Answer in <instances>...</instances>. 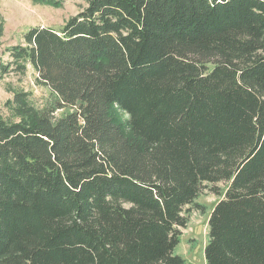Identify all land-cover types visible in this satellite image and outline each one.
<instances>
[{
    "label": "trees",
    "instance_id": "obj_1",
    "mask_svg": "<svg viewBox=\"0 0 264 264\" xmlns=\"http://www.w3.org/2000/svg\"><path fill=\"white\" fill-rule=\"evenodd\" d=\"M85 1L10 49L58 102L0 117V264H191L218 182L205 264H264V0Z\"/></svg>",
    "mask_w": 264,
    "mask_h": 264
},
{
    "label": "rangeland",
    "instance_id": "obj_2",
    "mask_svg": "<svg viewBox=\"0 0 264 264\" xmlns=\"http://www.w3.org/2000/svg\"><path fill=\"white\" fill-rule=\"evenodd\" d=\"M86 5L85 0H63L61 6L43 5L34 0H0V66L7 64L8 70L2 72L0 67V117L7 121H20L26 115L20 111L14 101L18 94L30 107L40 111H50L58 98L49 87L39 80L38 74L26 58L21 62L22 70L14 69L15 59L10 53L14 46H25L24 33L31 27H49L59 30L68 18ZM70 109H55L52 114L59 117ZM213 184L205 183L195 202L203 207H190L185 227H180V241L175 252L191 264H205L203 247L207 239V220L214 203L223 195L224 182L214 184L221 194L211 191Z\"/></svg>",
    "mask_w": 264,
    "mask_h": 264
}]
</instances>
